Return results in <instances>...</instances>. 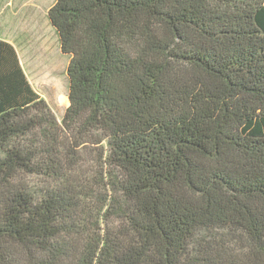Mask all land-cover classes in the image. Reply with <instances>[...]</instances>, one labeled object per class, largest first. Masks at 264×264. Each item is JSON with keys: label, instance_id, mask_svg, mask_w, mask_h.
<instances>
[{"label": "trees", "instance_id": "trees-1", "mask_svg": "<svg viewBox=\"0 0 264 264\" xmlns=\"http://www.w3.org/2000/svg\"><path fill=\"white\" fill-rule=\"evenodd\" d=\"M48 15L62 124L0 38V264H264V0Z\"/></svg>", "mask_w": 264, "mask_h": 264}, {"label": "rangeland", "instance_id": "rangeland-1", "mask_svg": "<svg viewBox=\"0 0 264 264\" xmlns=\"http://www.w3.org/2000/svg\"><path fill=\"white\" fill-rule=\"evenodd\" d=\"M55 2L56 0H0V36L16 41L31 84L47 101L62 124L70 105L68 65L71 56L63 52L60 35L48 15ZM95 146L97 145H87L81 150L86 161L85 174L90 177L98 174L97 170L101 167L97 163L100 151ZM34 185L41 186V182Z\"/></svg>", "mask_w": 264, "mask_h": 264}, {"label": "crops", "instance_id": "crops-1", "mask_svg": "<svg viewBox=\"0 0 264 264\" xmlns=\"http://www.w3.org/2000/svg\"><path fill=\"white\" fill-rule=\"evenodd\" d=\"M0 38L11 42L17 49L16 41L14 39H12L10 37H6V36H0ZM17 51H18V49H17ZM18 54H19V51H18ZM19 56H20V54H19ZM20 59H21V57H20ZM21 62H22V60H21Z\"/></svg>", "mask_w": 264, "mask_h": 264}, {"label": "bare ground", "instance_id": "bare-ground-1", "mask_svg": "<svg viewBox=\"0 0 264 264\" xmlns=\"http://www.w3.org/2000/svg\"><path fill=\"white\" fill-rule=\"evenodd\" d=\"M51 73V72H50ZM61 96V95H60ZM68 98V97H67ZM61 100V99H60ZM67 102L69 103V99H67Z\"/></svg>", "mask_w": 264, "mask_h": 264}]
</instances>
